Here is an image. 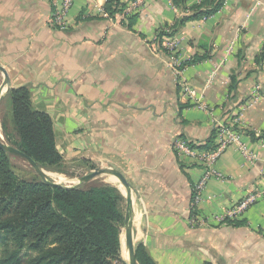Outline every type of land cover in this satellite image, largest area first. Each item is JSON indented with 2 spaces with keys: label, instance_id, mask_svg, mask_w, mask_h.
<instances>
[{
  "label": "crops",
  "instance_id": "obj_1",
  "mask_svg": "<svg viewBox=\"0 0 264 264\" xmlns=\"http://www.w3.org/2000/svg\"><path fill=\"white\" fill-rule=\"evenodd\" d=\"M64 1L0 0V64L11 89L26 87L33 107L51 116L64 160L85 158L126 176L136 244L158 264H264V0H226L169 36L207 109L182 94L157 42L161 28L201 0L186 8L123 0L124 10L137 4L131 28L124 11L105 12L107 0H73L61 29L52 19ZM195 56L203 59L186 64ZM234 118L250 153L228 147L196 204L209 168L176 141L203 143L216 120ZM253 194L255 203L228 216Z\"/></svg>",
  "mask_w": 264,
  "mask_h": 264
},
{
  "label": "trees",
  "instance_id": "obj_2",
  "mask_svg": "<svg viewBox=\"0 0 264 264\" xmlns=\"http://www.w3.org/2000/svg\"><path fill=\"white\" fill-rule=\"evenodd\" d=\"M172 1L186 8L189 0ZM225 1L201 0L192 14L161 28L157 42L163 53L167 54L162 47L164 36L178 33L189 20L211 17ZM125 8L123 0H107L105 4V12L112 18ZM136 19L137 14L131 13L122 22L131 28ZM202 59L195 56L186 64ZM6 100L10 101L12 113L11 129L1 117L6 141L34 158L42 168L66 172L51 116L33 107L26 87L10 89ZM217 133L215 128L207 141L189 145L212 149ZM11 156L0 148V264H127L121 245L126 199L117 186L84 184L65 188L42 179L25 180L12 168ZM136 257L139 264H158L143 243L136 244Z\"/></svg>",
  "mask_w": 264,
  "mask_h": 264
},
{
  "label": "built area",
  "instance_id": "obj_3",
  "mask_svg": "<svg viewBox=\"0 0 264 264\" xmlns=\"http://www.w3.org/2000/svg\"><path fill=\"white\" fill-rule=\"evenodd\" d=\"M138 1V0H137ZM73 4V0H65L61 8L53 15V21L56 22L61 29H65L66 26V16ZM137 4L133 3V7L124 10L121 14V19L126 15L131 14L135 10ZM165 47L167 49V63L171 67L172 72L181 87L182 94L189 98V100L199 106L200 108L207 109V106L203 103L202 98H200L199 93L190 85L187 78L185 77V66L180 62L177 53V44L169 36H164ZM259 89V87H258ZM254 99V98H253ZM242 108V112H243ZM242 114V113H240ZM237 119L232 120H216L215 128L217 129V137L215 139V147L209 150H201L197 147H191L187 141L177 140L176 149L183 155H186L192 159H196L203 163L209 168L202 181H200L195 187V203H199L201 200L202 191L205 187L208 177L211 175V167L218 160V158L230 147L231 145L237 144L246 156L249 154V150L242 141V133L240 130L236 129ZM258 195H249L243 199L234 210L229 212L230 217L238 215L239 213L245 211L250 205L257 201Z\"/></svg>",
  "mask_w": 264,
  "mask_h": 264
},
{
  "label": "water",
  "instance_id": "obj_4",
  "mask_svg": "<svg viewBox=\"0 0 264 264\" xmlns=\"http://www.w3.org/2000/svg\"><path fill=\"white\" fill-rule=\"evenodd\" d=\"M0 71L4 75V84L5 89H0V105L4 98L7 96L8 91L11 89L10 84V77L7 70L0 64ZM0 148L7 152L10 155L16 156L18 158L23 159L24 161L28 162L36 171V173L45 181L47 184L52 186H61L65 188H76L80 187L84 184H87L94 180L95 178L102 176V175H110L117 179L125 188L126 192H124V196L126 199L125 205V220L124 225L122 228L121 233V245L122 251L128 256L129 264H139L137 257H136V223H135V209H134V199H133V190L131 183L126 178V176L119 170L114 169L112 167L108 168H96L89 173L79 177L78 182L74 185H64L61 182H56L53 180L48 172L42 168L39 163L23 152L18 147L8 143L2 136L0 132Z\"/></svg>",
  "mask_w": 264,
  "mask_h": 264
},
{
  "label": "rangeland",
  "instance_id": "obj_5",
  "mask_svg": "<svg viewBox=\"0 0 264 264\" xmlns=\"http://www.w3.org/2000/svg\"><path fill=\"white\" fill-rule=\"evenodd\" d=\"M3 84H4V75L0 71V89L3 87ZM1 117H3L8 129H11V127H12V113L10 110V101H7L6 97L4 98V100L2 101V103L0 105V132L3 136V138L5 139V136L3 133V123L1 122ZM64 161L65 162H64L63 169L66 171L64 173L54 171L51 169H47V168H44V169L48 173L51 174V176H52L51 178L53 180H55L56 182H60V181H57V176H54L53 174H58V175L62 174L66 180L64 182H61V183L64 185H69V186L76 184L78 182L77 179H79V177L89 173L90 171H92L98 167L108 168V166L101 167V166L92 165V164L88 163L85 158H79V159H74V160L70 159V160H64ZM11 164H12V168L14 169V171L20 177H22L25 180H41L42 179L36 173L34 168L28 162L24 161L21 158H18L16 156H11ZM92 167H94V169L90 170V168H92ZM111 177L112 176H110V175H102V176L95 178L94 180H92L91 182H89L87 184L92 185V186L101 185V184L114 185V186H117L122 191V193L124 195V191L126 192L125 187L118 180L112 181ZM125 203H126V201H125ZM125 255L126 254L122 251V257L127 262V264H129L128 256L126 257Z\"/></svg>",
  "mask_w": 264,
  "mask_h": 264
},
{
  "label": "bare ground",
  "instance_id": "obj_6",
  "mask_svg": "<svg viewBox=\"0 0 264 264\" xmlns=\"http://www.w3.org/2000/svg\"><path fill=\"white\" fill-rule=\"evenodd\" d=\"M3 89H5V86L3 87ZM49 174V176L50 177H52L51 176V174L50 173H48ZM54 176H57V181H60V182H64L66 179L63 177V175L62 174H53ZM68 178V177H67ZM78 180V179H77ZM111 180L112 181H115V180H117V179H115L114 177H111ZM121 186V185H120ZM125 190H126V188H125ZM125 192V191H124ZM137 232H139V229H138V231ZM139 233H136V240L138 239V236H140V235H138ZM126 257H127V255H125Z\"/></svg>",
  "mask_w": 264,
  "mask_h": 264
}]
</instances>
